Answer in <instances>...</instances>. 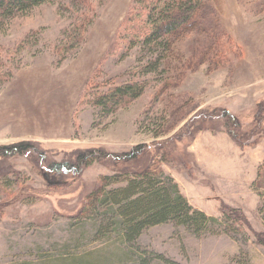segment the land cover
<instances>
[{
	"label": "rangeland",
	"instance_id": "rangeland-1",
	"mask_svg": "<svg viewBox=\"0 0 264 264\" xmlns=\"http://www.w3.org/2000/svg\"><path fill=\"white\" fill-rule=\"evenodd\" d=\"M134 2L50 0L0 28V71L13 75L0 86V147L34 145L0 157V264H264V236L220 213L239 208L264 235V0H203L162 54L119 39ZM85 11L83 42L61 51ZM158 54L157 72L141 76ZM95 69L109 85L147 87L103 113L79 103ZM138 145L133 159L109 157ZM89 149L107 156L80 171L54 166ZM146 171L174 179L217 223L197 235L167 222L124 241L95 201Z\"/></svg>",
	"mask_w": 264,
	"mask_h": 264
},
{
	"label": "trees",
	"instance_id": "trees-1",
	"mask_svg": "<svg viewBox=\"0 0 264 264\" xmlns=\"http://www.w3.org/2000/svg\"><path fill=\"white\" fill-rule=\"evenodd\" d=\"M48 1L50 0H0V28L14 17L28 14L35 7ZM86 6L91 5L88 3ZM202 8L203 0H135L122 26L121 33L125 36L119 39L131 46L141 44L144 48H152L162 54L163 50L167 51L172 46L170 44L172 37L188 30L196 23L201 17ZM93 22L92 11L90 14L85 11L76 24L81 26H73L71 30L76 32L74 34L70 32L68 36L66 34L67 41L60 42L62 44L60 50L67 52L74 50V47L83 42ZM160 54L148 59L149 61L142 67L141 76L157 72L162 64L163 57ZM67 55L63 54L58 62L61 63L68 57ZM99 74L98 69H95L92 79L87 82L88 90L80 96L79 103L81 104L85 97H88L91 106L106 114L114 113L122 105L137 99L147 87V81L143 78L109 85L107 81L99 80ZM12 76V71H0V86ZM32 148L34 145L30 141H21L0 147V157L26 154ZM142 148L145 147L138 145L130 151L113 153L109 157L117 161L116 163L123 162L133 159ZM105 156L107 154L102 149H89L79 152L74 162L54 166L80 171L81 166L86 165L90 160H99ZM117 178L119 180V177ZM166 180H161L147 171L133 173L127 178L125 186L104 191L102 197L95 201L106 209V213H102V220L124 241H133L145 228L167 222L185 226L197 235L203 234L211 224L217 223V219L208 216L187 201L174 179L167 177ZM220 213L227 221L248 229L256 238L264 236L253 229L241 209L223 205ZM259 242L264 246V239Z\"/></svg>",
	"mask_w": 264,
	"mask_h": 264
}]
</instances>
